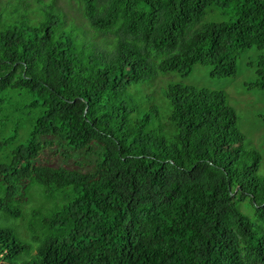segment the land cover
<instances>
[{"label":"trees","instance_id":"trees-1","mask_svg":"<svg viewBox=\"0 0 264 264\" xmlns=\"http://www.w3.org/2000/svg\"><path fill=\"white\" fill-rule=\"evenodd\" d=\"M35 1L0 0V264H264L261 154L223 90L133 89L235 76L264 0H72L88 30Z\"/></svg>","mask_w":264,"mask_h":264},{"label":"rangeland","instance_id":"rangeland-1","mask_svg":"<svg viewBox=\"0 0 264 264\" xmlns=\"http://www.w3.org/2000/svg\"><path fill=\"white\" fill-rule=\"evenodd\" d=\"M41 3L51 2L53 0H40ZM67 16L68 20L76 22L88 30L85 19L76 12V3L72 0H55ZM34 4H40L33 0ZM44 5V4H42ZM40 8V7H39ZM38 8V9H39ZM208 18L211 19L210 15ZM97 40V39H96ZM264 54V48L255 46L243 51L237 59V74L235 76H211L210 66L204 64H195L192 72L182 77L178 73L158 74L151 82H146L137 87L141 96L151 94L155 103L164 101L162 91L170 82H183L198 87H208L210 89L223 90L228 103L234 107L238 116V127L244 136L243 143L246 148L256 149L261 154V161L258 169L260 175H264V89L258 87L249 88V82L256 79L255 65L251 66L249 62L256 63L259 55ZM247 85H249L247 87ZM148 102V101H145ZM162 106V105H161ZM164 107V106H162ZM43 159L47 164L64 165L75 167L74 159H63L61 155L55 154L51 149L44 151ZM34 205L31 202L29 206ZM22 224V220L15 221Z\"/></svg>","mask_w":264,"mask_h":264}]
</instances>
